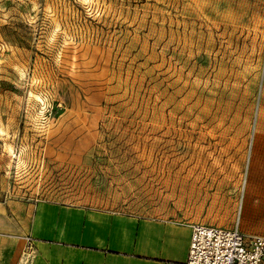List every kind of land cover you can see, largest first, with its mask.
Returning <instances> with one entry per match:
<instances>
[{
	"label": "rangeland",
	"instance_id": "rangeland-1",
	"mask_svg": "<svg viewBox=\"0 0 264 264\" xmlns=\"http://www.w3.org/2000/svg\"><path fill=\"white\" fill-rule=\"evenodd\" d=\"M255 126L264 0H0V263L36 257L13 243L12 202L264 237Z\"/></svg>",
	"mask_w": 264,
	"mask_h": 264
},
{
	"label": "crops",
	"instance_id": "crops-1",
	"mask_svg": "<svg viewBox=\"0 0 264 264\" xmlns=\"http://www.w3.org/2000/svg\"><path fill=\"white\" fill-rule=\"evenodd\" d=\"M256 159L257 152L251 174L262 165ZM7 207L9 228L18 234L13 243L21 248L30 237L36 256L32 264H184L187 258L191 220L51 201Z\"/></svg>",
	"mask_w": 264,
	"mask_h": 264
},
{
	"label": "built area",
	"instance_id": "built-area-1",
	"mask_svg": "<svg viewBox=\"0 0 264 264\" xmlns=\"http://www.w3.org/2000/svg\"><path fill=\"white\" fill-rule=\"evenodd\" d=\"M190 228L184 264H264V237L243 233L239 218L231 228L200 223Z\"/></svg>",
	"mask_w": 264,
	"mask_h": 264
},
{
	"label": "bare ground",
	"instance_id": "bare-ground-1",
	"mask_svg": "<svg viewBox=\"0 0 264 264\" xmlns=\"http://www.w3.org/2000/svg\"><path fill=\"white\" fill-rule=\"evenodd\" d=\"M203 7V6H202ZM201 7V8H202ZM191 92V91H190ZM187 101V100H186ZM160 107V106H159ZM194 107V106H193ZM185 110V109H184ZM181 112V111H180ZM194 114V113H193ZM186 116V115H185ZM183 117V116H182ZM181 117V118H182ZM180 118V117H179ZM234 118V117H233ZM162 119V118H161ZM185 119V118H184ZM196 119H197V117H196ZM227 119V118H226ZM162 121V120H161ZM181 121H182V119H181ZM179 122V121H178ZM181 124V123H180ZM165 126V125H164ZM167 126V125H166ZM188 126V125H187ZM169 127H170V125H169ZM168 127V128H169ZM177 127V126H176ZM181 127V126H180ZM158 130H159V132H161V126H159V128H158ZM170 130V129H169ZM230 130V129H229ZM253 131H254V139H252V143H253V145H252V147H251V152H252V154H251V156H250V159H249V163H248V168H249V170H250V168H252V166H253V162H252V155L253 154H256V152H257V146H258V144H259V142H260V138L263 136V135H261L259 132H257L256 131V126H255V129L253 128ZM171 133V132H170ZM162 136H163V133L161 132L160 134H159V140H161V138H162ZM173 137V136H172ZM264 137V136H263ZM253 138V137H252ZM170 140H171V138H170ZM251 143V144H252ZM172 165V164H171ZM182 166V165H181ZM184 166V165H183ZM218 166V165H217ZM251 166V167H250ZM248 168H247V172H248ZM208 169V168H207ZM220 169V168H219ZM213 171H215V170H213ZM221 172V171H220ZM218 173V172H217ZM213 177V176H212ZM214 178V177H213ZM215 180H216V178H215ZM185 181V180H184ZM213 182V181H212ZM217 182V181H216ZM245 183V182H244ZM246 185V184H245ZM219 187V186H218ZM219 189V188H218ZM241 220V219H240Z\"/></svg>",
	"mask_w": 264,
	"mask_h": 264
}]
</instances>
